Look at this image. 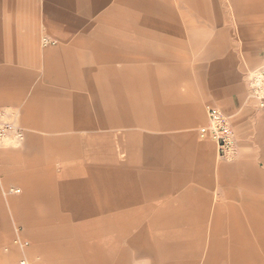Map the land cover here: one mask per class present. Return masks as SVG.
<instances>
[{"label":"crops","instance_id":"obj_1","mask_svg":"<svg viewBox=\"0 0 264 264\" xmlns=\"http://www.w3.org/2000/svg\"><path fill=\"white\" fill-rule=\"evenodd\" d=\"M189 1L0 0V116L25 133L0 143V264H264V0L210 38Z\"/></svg>","mask_w":264,"mask_h":264},{"label":"rangeland","instance_id":"obj_2","mask_svg":"<svg viewBox=\"0 0 264 264\" xmlns=\"http://www.w3.org/2000/svg\"><path fill=\"white\" fill-rule=\"evenodd\" d=\"M179 4H182L181 2L176 1V7L179 6ZM185 5H188L189 11L185 14L184 17H181L180 20H185L191 27L193 26H198V25H203L205 24L206 18L204 17V12L207 9L209 13V18L206 23L208 27V30L212 31L213 33H210L208 37H214L218 32L220 31L221 27H228L232 22L231 19V4L230 0H190L189 3L185 2ZM210 19V20H209ZM201 23V24H200ZM212 26V27H211ZM224 29V28H222ZM196 36L200 37L203 36L202 33L199 32V28L197 29V32L194 33ZM193 36V35H192ZM229 37V35H228ZM234 37H238L240 39L242 35L240 33L234 34ZM241 41V40H239ZM191 66H190V71L192 74H198L200 70L202 69V66L206 62V60L203 58L202 53L203 50L197 51L196 49H191ZM222 51V50H221ZM225 52V51H223ZM261 71H264V66H261L256 69H250L248 71L249 75H254V74H260ZM9 142H13L15 146L20 145V141H17L14 138H9L4 140L1 145H5ZM11 189H3L2 191V197H9L11 193H16V192H10ZM17 190V189H14ZM10 216H13V214H10ZM17 226L15 227L16 234L17 232ZM21 231V230H20ZM19 231V233H20ZM21 237V236H20ZM23 240H29L27 238L23 237ZM30 243L22 247L18 243L19 247H21L22 250H29L31 249L33 252V255L36 254V248L31 246V240H29ZM31 251V253H32ZM32 255V254H31ZM26 261V259H24ZM21 264V263H20Z\"/></svg>","mask_w":264,"mask_h":264},{"label":"built area","instance_id":"obj_3","mask_svg":"<svg viewBox=\"0 0 264 264\" xmlns=\"http://www.w3.org/2000/svg\"><path fill=\"white\" fill-rule=\"evenodd\" d=\"M250 84L256 92L264 89V71L250 76ZM208 124L200 129L202 138L210 139L216 144L220 159L231 161L237 155L236 136L230 117L220 108L209 106L207 109ZM14 138L17 141L25 139L24 130L12 121L0 116V143ZM10 192H19L11 189Z\"/></svg>","mask_w":264,"mask_h":264}]
</instances>
